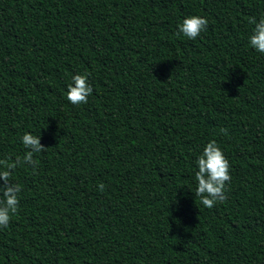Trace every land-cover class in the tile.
Listing matches in <instances>:
<instances>
[{
    "label": "trees",
    "instance_id": "trees-1",
    "mask_svg": "<svg viewBox=\"0 0 264 264\" xmlns=\"http://www.w3.org/2000/svg\"><path fill=\"white\" fill-rule=\"evenodd\" d=\"M0 264H264V0H0Z\"/></svg>",
    "mask_w": 264,
    "mask_h": 264
}]
</instances>
